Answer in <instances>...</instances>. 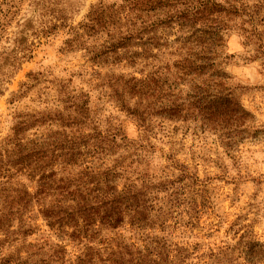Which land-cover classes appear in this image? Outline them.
Masks as SVG:
<instances>
[{
  "label": "rangeland",
  "instance_id": "rangeland-1",
  "mask_svg": "<svg viewBox=\"0 0 264 264\" xmlns=\"http://www.w3.org/2000/svg\"><path fill=\"white\" fill-rule=\"evenodd\" d=\"M216 93L252 139L207 128ZM36 144L46 161L20 160ZM76 189L132 203L53 224ZM260 246L264 0H0V264H264Z\"/></svg>",
  "mask_w": 264,
  "mask_h": 264
},
{
  "label": "trees",
  "instance_id": "trees-1",
  "mask_svg": "<svg viewBox=\"0 0 264 264\" xmlns=\"http://www.w3.org/2000/svg\"><path fill=\"white\" fill-rule=\"evenodd\" d=\"M249 22L250 21H248V23ZM212 102L215 104H213L211 111L206 113L207 118L204 120V124H206L207 128L222 132V137L228 142L232 143L244 142L249 138L248 136H251V134H257L256 132L252 133L253 126L250 122L249 115L245 113L237 100L234 99L231 94L226 95L223 93H216L214 95V99H212ZM253 135L251 136V139L254 137ZM69 149L71 151L73 150L72 148ZM27 154H25L22 158L20 157V160H30L34 156L37 158L35 162L43 163L46 161V157H48L45 155L44 151L40 150V145L38 144L35 145L34 154H29V152ZM14 155L16 156L15 153ZM48 178L50 179L51 176H49ZM43 179L44 178H42L41 180ZM58 183L59 182H53L51 184L48 182H42L40 183V187L42 189L53 188V185H57ZM67 185H69L68 181ZM69 195L70 197H74L72 200H70V202L74 203V205H61V208H59L60 210L58 212L54 213L53 211V215L49 216V218L53 221V224L60 225L66 219V221L72 222L75 224V226H78V216L86 215L88 214V212L99 210L102 208L112 212H119L122 206H127L132 203L129 201L127 191H118V189H114V191H102V189L98 190L96 197H94V200L96 202L91 205L84 200L80 189L69 191ZM58 196L61 197V200L59 202H62V200H65L64 198L67 197L63 192H59ZM133 199H135V197H133ZM64 203L66 204L65 201ZM128 208L129 207H127L126 209ZM110 224L112 225V223ZM114 225L115 224L112 225V228H114ZM125 252L126 256L130 258L127 262H124L121 254L112 253L110 258L112 264H138V259L135 258V255L133 253L129 252L127 248H125ZM256 252L258 253L257 255H264V247L260 246V248L256 249ZM254 256H256V254Z\"/></svg>",
  "mask_w": 264,
  "mask_h": 264
}]
</instances>
